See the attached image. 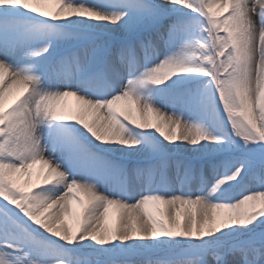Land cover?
Masks as SVG:
<instances>
[{
  "label": "snow or ice",
  "instance_id": "obj_1",
  "mask_svg": "<svg viewBox=\"0 0 264 264\" xmlns=\"http://www.w3.org/2000/svg\"><path fill=\"white\" fill-rule=\"evenodd\" d=\"M0 264H264V0H0Z\"/></svg>",
  "mask_w": 264,
  "mask_h": 264
},
{
  "label": "rangeland",
  "instance_id": "obj_2",
  "mask_svg": "<svg viewBox=\"0 0 264 264\" xmlns=\"http://www.w3.org/2000/svg\"><path fill=\"white\" fill-rule=\"evenodd\" d=\"M60 105H62L65 110H73L75 111L76 108V102L74 98H62L59 102ZM88 114H86L85 118L88 119ZM149 119H151V117H149ZM46 171L45 168H42L41 165L39 163H37L36 165H34L31 169H30V175H19L18 176V181L21 185H23L24 187H30L31 184L37 183L43 176L44 172ZM25 181H27V183H25Z\"/></svg>",
  "mask_w": 264,
  "mask_h": 264
},
{
  "label": "bare ground",
  "instance_id": "obj_3",
  "mask_svg": "<svg viewBox=\"0 0 264 264\" xmlns=\"http://www.w3.org/2000/svg\"><path fill=\"white\" fill-rule=\"evenodd\" d=\"M34 6L37 7L38 9H40V10L48 11V12L54 11L55 10V7H56V5L55 4H52V3H42V4H36ZM17 95H18V90H16V89L12 90L11 93L6 94V97H5V106H7L13 100H15V98H16ZM70 97L71 96L64 97V98L69 99ZM71 98H74L75 99V97H71ZM75 102H76V108H78L79 107V102L76 99H75ZM88 117H89L88 119H91V113L88 114ZM41 167L46 169V166L41 165Z\"/></svg>",
  "mask_w": 264,
  "mask_h": 264
}]
</instances>
